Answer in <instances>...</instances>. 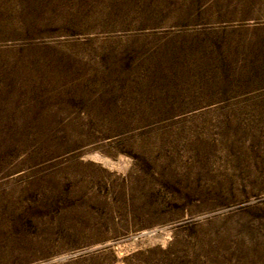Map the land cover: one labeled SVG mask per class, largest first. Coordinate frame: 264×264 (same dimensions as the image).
<instances>
[{
  "label": "rangeland",
  "instance_id": "obj_1",
  "mask_svg": "<svg viewBox=\"0 0 264 264\" xmlns=\"http://www.w3.org/2000/svg\"><path fill=\"white\" fill-rule=\"evenodd\" d=\"M0 264H264V0H0Z\"/></svg>",
  "mask_w": 264,
  "mask_h": 264
}]
</instances>
